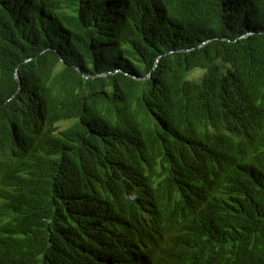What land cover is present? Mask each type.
I'll use <instances>...</instances> for the list:
<instances>
[{
    "label": "trees",
    "instance_id": "1",
    "mask_svg": "<svg viewBox=\"0 0 264 264\" xmlns=\"http://www.w3.org/2000/svg\"><path fill=\"white\" fill-rule=\"evenodd\" d=\"M0 264H264V0H0Z\"/></svg>",
    "mask_w": 264,
    "mask_h": 264
},
{
    "label": "rangeland",
    "instance_id": "2",
    "mask_svg": "<svg viewBox=\"0 0 264 264\" xmlns=\"http://www.w3.org/2000/svg\"><path fill=\"white\" fill-rule=\"evenodd\" d=\"M201 73H202L201 71H195V72L191 73L190 76L193 79H198L200 77Z\"/></svg>",
    "mask_w": 264,
    "mask_h": 264
},
{
    "label": "water",
    "instance_id": "3",
    "mask_svg": "<svg viewBox=\"0 0 264 264\" xmlns=\"http://www.w3.org/2000/svg\"><path fill=\"white\" fill-rule=\"evenodd\" d=\"M82 75H83L84 77H86V78L88 77L87 74H85V73H83V72H82ZM16 78L19 80V77H18L17 74H16Z\"/></svg>",
    "mask_w": 264,
    "mask_h": 264
}]
</instances>
